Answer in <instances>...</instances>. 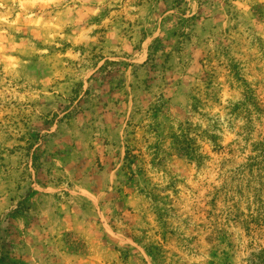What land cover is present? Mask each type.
<instances>
[{
	"label": "rangeland",
	"instance_id": "1",
	"mask_svg": "<svg viewBox=\"0 0 264 264\" xmlns=\"http://www.w3.org/2000/svg\"><path fill=\"white\" fill-rule=\"evenodd\" d=\"M0 264H264V0H0Z\"/></svg>",
	"mask_w": 264,
	"mask_h": 264
}]
</instances>
